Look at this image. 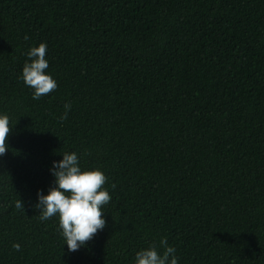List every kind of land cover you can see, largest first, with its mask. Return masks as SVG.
Returning a JSON list of instances; mask_svg holds the SVG:
<instances>
[{
	"label": "trees",
	"instance_id": "16d2710c",
	"mask_svg": "<svg viewBox=\"0 0 264 264\" xmlns=\"http://www.w3.org/2000/svg\"><path fill=\"white\" fill-rule=\"evenodd\" d=\"M42 41L58 87L37 101ZM0 112V264H133L162 236L180 264H264V0H0ZM66 151L112 197L71 253L34 207Z\"/></svg>",
	"mask_w": 264,
	"mask_h": 264
},
{
	"label": "clouds",
	"instance_id": "9594fccd",
	"mask_svg": "<svg viewBox=\"0 0 264 264\" xmlns=\"http://www.w3.org/2000/svg\"><path fill=\"white\" fill-rule=\"evenodd\" d=\"M24 39L29 37L25 35ZM47 48V43L43 41L29 47L20 76L25 86L32 89V99L37 101L58 87L55 78L45 71L49 68ZM63 107L64 112L59 117L61 121L68 118L71 104L66 103ZM12 125L10 117L0 112V156L8 148L6 139ZM61 155L62 159L53 160L49 167V172L54 177V186L49 187L47 193L37 191L34 207L38 209V218L42 222L58 217L63 244H67V251L71 253L85 247L99 230L105 228L103 213L112 197L104 187L108 177L102 169L82 168L76 151L62 152ZM15 206L18 209L24 208L20 199ZM20 247L18 243L13 244L17 251ZM133 264H180V259L176 247L169 243L166 236H162L158 242L136 250Z\"/></svg>",
	"mask_w": 264,
	"mask_h": 264
}]
</instances>
